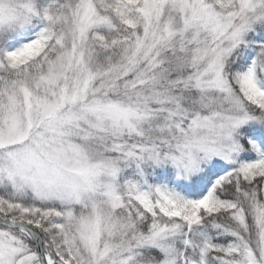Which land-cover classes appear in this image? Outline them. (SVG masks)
<instances>
[{
	"label": "snow or ice",
	"instance_id": "snow-or-ice-1",
	"mask_svg": "<svg viewBox=\"0 0 264 264\" xmlns=\"http://www.w3.org/2000/svg\"><path fill=\"white\" fill-rule=\"evenodd\" d=\"M0 264H264V0H0Z\"/></svg>",
	"mask_w": 264,
	"mask_h": 264
}]
</instances>
